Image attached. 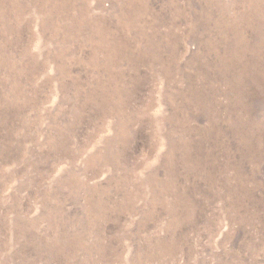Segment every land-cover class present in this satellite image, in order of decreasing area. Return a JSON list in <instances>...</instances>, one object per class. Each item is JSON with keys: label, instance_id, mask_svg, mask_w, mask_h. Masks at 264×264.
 Masks as SVG:
<instances>
[{"label": "rangeland", "instance_id": "obj_1", "mask_svg": "<svg viewBox=\"0 0 264 264\" xmlns=\"http://www.w3.org/2000/svg\"><path fill=\"white\" fill-rule=\"evenodd\" d=\"M0 264H264V0H0Z\"/></svg>", "mask_w": 264, "mask_h": 264}]
</instances>
